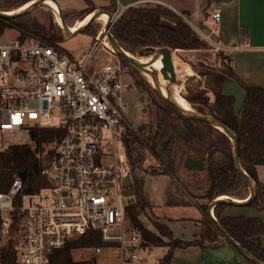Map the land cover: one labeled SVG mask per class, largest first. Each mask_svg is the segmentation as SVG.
<instances>
[{"label":"built area","instance_id":"2783aa9c","mask_svg":"<svg viewBox=\"0 0 264 264\" xmlns=\"http://www.w3.org/2000/svg\"><path fill=\"white\" fill-rule=\"evenodd\" d=\"M112 15L113 22L118 13ZM212 19L218 20L219 12ZM5 29L0 31V152L22 144L13 140L17 132L62 131L60 140L45 148L53 150L40 169L47 187L23 195L17 204L20 178L0 191V232H10L14 215L19 216L12 244L18 264H44L69 238L89 230L106 243L93 247L94 255L107 251L121 264L136 258L141 239L126 225L130 201L122 184L131 169L121 99L127 65L107 46L102 26L90 47L76 55L36 38L6 40Z\"/></svg>","mask_w":264,"mask_h":264},{"label":"trees","instance_id":"16d2710c","mask_svg":"<svg viewBox=\"0 0 264 264\" xmlns=\"http://www.w3.org/2000/svg\"><path fill=\"white\" fill-rule=\"evenodd\" d=\"M11 1H20V5L26 2V0H0V7ZM109 7L104 9L109 10ZM162 17L173 18L175 25L164 24L161 21ZM5 26L13 27L21 38H36L48 44L54 43L50 30L42 29L29 18L28 13L9 19L1 18L0 31ZM88 26L83 32L88 29ZM110 32L128 51L140 48L153 50L167 46L181 50L206 49L213 52L215 57L225 54L221 50H212L204 39L195 38L192 27L181 16L161 5L130 6L122 10L112 22ZM119 58L123 64H128L125 59ZM225 59L226 57L223 61L225 69L223 67L224 70L213 71L217 82V86L213 88V102L209 103V98L200 94L189 93L186 99L191 103L198 102L206 106L208 114L219 119L235 133L240 163L257 187L256 196L247 205L264 211V183L259 182L256 177V166L264 164V87H250L241 84L230 64V58L228 57L229 63ZM225 78L234 79L245 94L244 102L237 114L232 110L233 98L220 93V84ZM163 102L164 105L157 106L152 123L141 125L137 130L128 128L124 137L132 177V195L129 196L130 202L126 208V217L130 222L129 228L139 235L140 245L167 247V251L158 264H170L176 248L189 245H197L200 248L216 247L225 241L207 216V205L217 196L239 197L243 195L245 197L248 186L242 175L234 168L231 142L224 133L204 121L178 115L167 101L163 100ZM196 108L198 112L204 113L201 106ZM61 136V129L33 127L29 131V137L34 145L31 143L13 144L7 150L0 152V191H6L15 177L20 178L23 187L15 198V204H17L23 195L37 193L47 187L48 182L40 175V169L43 160L50 159L53 150L45 151V148L51 143H57ZM181 142L185 145L184 150L190 149L192 144L207 142L206 157L205 160L203 159L206 173L203 197L207 203L199 206L204 214V227L199 239L195 241L175 239L172 243H164V236L168 239L172 238L171 231L167 227L157 225L155 228L158 233H154L143 224L139 217L140 214H144L145 208H148L150 203L143 191L144 177H138L135 169L139 168L141 162L144 161V152H148L158 160V171L153 169L148 173L151 175L164 174L170 179L174 178L177 145ZM186 155L200 157L201 154L193 155L187 151L184 157ZM227 206L230 204L218 203L214 206L213 214L216 220L233 239L264 263V248L259 242V236L264 234L263 222L256 217L223 215V210ZM18 220L19 216L15 214L11 225L12 233L18 229ZM12 244L13 239H8L7 243L0 248V264H18ZM104 245L106 243L101 240L99 232L89 230L69 238L63 247L47 256L44 264H96V259L93 257L74 260L72 252L79 248ZM243 259L248 264H253L245 257Z\"/></svg>","mask_w":264,"mask_h":264},{"label":"crops","instance_id":"0c3cea01","mask_svg":"<svg viewBox=\"0 0 264 264\" xmlns=\"http://www.w3.org/2000/svg\"><path fill=\"white\" fill-rule=\"evenodd\" d=\"M25 1V0H21ZM31 0H26L25 3ZM62 10L78 13V19L70 26L74 28L89 12L98 8L108 7L115 3L117 10L122 11L130 6H155L161 5L181 16L193 30L195 38L205 39L209 44H216L230 58V64L241 84L250 87H264V0H57ZM24 3V4H25ZM21 4L20 6H22ZM18 6V7H20ZM91 9V10H90ZM219 12V19L214 21L212 13ZM164 24L174 26L175 20L162 17ZM14 35L18 32L5 26ZM90 37V43L93 39ZM207 37V39L205 38ZM60 43L59 46L66 53H70ZM106 55L101 56L104 62ZM148 175V174H146ZM164 175V174H162ZM146 176H144L145 178ZM256 177L264 183V164L256 166ZM160 187L143 191L152 208L164 217V223L171 231L174 238L189 240L200 233L198 224L203 212L196 205H187L173 200L172 204L166 203L170 177L163 176ZM172 194V193H171ZM228 196V195H222ZM231 197V196H229ZM173 198V197H172ZM232 199L238 197H231ZM242 201L245 197H239ZM182 200V199H181ZM170 209L181 210L183 213L170 215ZM169 210V211H170ZM223 215L245 216L259 218L264 224V211H259L249 205H230L223 210ZM259 242L264 248V234L259 236ZM147 247V246H144ZM178 259L181 261L178 262ZM170 264H248L246 260L230 245L222 241L216 247L200 248L189 245L174 250Z\"/></svg>","mask_w":264,"mask_h":264},{"label":"rangeland","instance_id":"374dc122","mask_svg":"<svg viewBox=\"0 0 264 264\" xmlns=\"http://www.w3.org/2000/svg\"><path fill=\"white\" fill-rule=\"evenodd\" d=\"M20 6V1H11L3 4L0 7V11H13ZM110 12H117L118 14L121 12L117 10L116 5L112 2L109 5ZM108 10V11H109ZM63 15L65 14V21L67 25L72 26L76 20L79 18L78 13H70L62 10ZM29 18L34 20L42 29L50 30L52 33V39L54 43H60L65 49L70 51L72 54H80L85 52L90 47V37L95 36L97 31L101 27L102 19L93 20L88 29L85 32H78L75 35L67 36L60 27V20L58 23L55 21L54 12L44 4L37 6L35 9L28 13ZM16 33V32H14ZM14 33H11L10 30H6L4 34V39L11 37ZM7 40V39H6ZM58 44V45H60ZM172 49V48H171ZM126 50V49H125ZM128 51V50H126ZM153 52L155 49L152 50ZM130 54L134 55L136 58L140 59V55H138V49L134 51H128ZM172 52L178 58V61L181 64H188L193 70V74L184 79V81H178L175 79L173 83L175 87V91L178 95L183 97L181 93H189L191 94H200L202 96H206L209 98L208 102L211 103L214 100L213 88L217 86V82L213 76V71H220L223 69L225 60L228 62V55L224 54L220 57L214 56L209 50L200 49V50H181V49H172ZM118 57V56H117ZM119 58V57H118ZM128 74L129 76L124 77L123 82L126 83L125 88L121 91V99L125 103L123 107V114L126 121L129 124V129L137 130V128L141 125H148L152 123L154 120V116L157 110V106L164 105L163 99L159 96V94L155 91L154 88L156 86L149 84L139 73L137 67L127 64ZM225 69V67H224ZM223 69V70H224ZM162 77V76H161ZM165 84L167 83V77H165ZM173 87V86H172ZM161 93H164V90L159 87ZM189 104L191 110L198 112L196 107H202L204 114H208V110L206 106L195 102H189L186 97H183ZM200 113V112H199ZM13 140L21 143H31L30 137L26 131L17 132L13 136ZM207 146V142L201 144H192L191 148L188 150L185 149V145L181 142L177 145V153L175 156V168H174V178H172L168 185V196L166 198V203L172 204L175 199L176 202L183 201L184 198L187 199L185 202L187 205H196L200 206L201 204L207 203L206 199L203 197L204 195V187L206 186V173L204 167L200 170L198 169H188L183 165L184 153L189 151L193 155L201 154L205 160V147ZM176 149V148H175ZM203 154V155H202ZM144 161L141 162L139 168L135 169V174L138 177H144V186L147 189H152L153 187H160V184L163 182L164 178L162 174L151 175L150 172L153 169L157 170L158 160L153 158L148 152H144ZM215 157H217L215 155ZM149 172V173H148ZM157 173V172H156ZM148 174V175H146ZM172 193V194H171ZM248 194V188H247ZM173 197V198H172ZM239 197H243L239 196ZM238 197V198H239ZM182 199V200H181ZM130 200V198H129ZM170 209L166 208V211L170 213L171 216L173 214L183 213L181 210H173L171 212ZM143 222V224L153 231L154 233H158L155 226L159 225L161 227H167L164 223V217L158 213L157 210L152 208L150 205L148 208H145L144 214H140L139 216ZM203 221L204 214H202L199 219L200 233L193 239L183 240L180 238H174L172 235L171 239L167 237H163L164 243H172L175 239H180L182 241H195L199 239L201 231L203 229ZM129 220L126 217V225L129 227ZM14 233L11 231L0 232V242L4 246L8 239H13ZM93 247L88 248H79L75 249L72 252V258L74 260H81L86 258H95L96 264H121L120 260L107 251H103L102 254L94 255ZM167 251V247L161 246H147L144 247L141 245L136 251V258L132 260H125L123 264H158L159 260ZM181 259H178V262Z\"/></svg>","mask_w":264,"mask_h":264},{"label":"water","instance_id":"95a60500","mask_svg":"<svg viewBox=\"0 0 264 264\" xmlns=\"http://www.w3.org/2000/svg\"><path fill=\"white\" fill-rule=\"evenodd\" d=\"M58 8V14L60 16V27L63 30V32L67 36H72L75 35L78 32H83V30L93 21L95 20L101 13H105L107 15L108 21L105 25V30H106V36L108 39V42L112 46V49L114 53L118 57H122L125 59L128 63L135 67H145L150 71V74L152 76V79L156 85L155 91L159 94V96L167 101L175 110V112L188 119H194V120H199V121H204L214 128L218 129L222 133H224L228 139L231 142V147H232V160H233V165L234 168L237 170L238 173L242 175V177L245 179L247 182L248 186V196L242 200V201H236L232 199L229 196H217L214 199H212L206 209L207 216L212 220L214 223L215 227L218 229V231L221 233L223 239L230 243L243 257L248 259L250 262L253 264H264L262 261L258 260L255 256H253L249 251H247L240 243H238L235 239H233L220 225V223L216 220L214 214H213V208L215 205L218 203H227L230 205H247L255 196L257 193V187L254 182V180L247 174V172L243 169L239 157H238V141L235 133L228 128L224 123H222L219 119L215 118L214 116L210 114H204V113H199L191 109H187L183 106H181L174 98L172 91L170 87L173 85L175 82V75L170 67V55L172 53V49L167 47V46H162L158 47L155 49L153 52L150 49H145V48H140L138 49V55L140 56H147V60L139 59L136 58L134 55L130 54L128 51H126L119 43L118 41L112 36L110 32V27L112 25V12L104 9V8H98L94 9L88 14H90L89 18L87 21L83 24L77 27L75 30H71L70 26L67 25L62 9L58 4L57 0H53ZM31 3L18 10V11H0V18L2 19H9L12 17L20 16L29 13L33 9H35L37 6L44 4V0H31ZM153 54H156L155 57ZM159 59L162 66L166 69H168L171 73V78L169 81V84L166 89V95L163 96L159 87H158V81L156 78V74L154 70L152 69L150 63L151 61ZM171 85V86H170ZM220 93L224 96H231L233 98L232 101V110L234 111L235 114L238 113L239 109L241 108L244 99H245V94L243 90L240 88L238 83L231 78H225L221 84H220ZM183 97H186V93H181ZM183 165L188 168V169H202L204 167V160L202 157H192L190 155H186L183 159ZM123 186L125 187L124 193L127 196L132 195V177L131 173H128L126 177L123 179L122 182Z\"/></svg>","mask_w":264,"mask_h":264},{"label":"bare ground","instance_id":"6f19581e","mask_svg":"<svg viewBox=\"0 0 264 264\" xmlns=\"http://www.w3.org/2000/svg\"><path fill=\"white\" fill-rule=\"evenodd\" d=\"M31 2H27L25 4H23L22 6L18 7L17 9L13 10V11H18L26 6H28ZM44 5H47L55 14V21L58 23V20H60V16L58 14V8L55 4V2L53 0H44ZM11 12V11H9ZM90 14H87L85 17L82 18V20L74 27V28H70L71 30H75L77 27H79L80 25H83L87 19L89 18ZM97 19H102L101 21V26L105 27L108 18L107 15L105 13H101ZM107 46L112 49V46L110 45V43L106 40ZM113 50V49H112ZM156 54H153V56L155 57ZM140 59L143 60H147V56H140ZM152 69L154 70L155 74H156V78L158 81V87H161L164 90V93H162L163 96L166 95V89L167 86L169 84L170 78H171V73L168 69L164 68L160 62L159 59L151 61L150 63ZM170 67L175 75V79L178 81H184V79H186L187 77H189L190 75H192L194 72L191 69V67L188 64H181L178 61L177 56L175 55L174 52L171 53L170 55ZM140 75L149 83L152 84L154 86L155 83L152 79V76L150 74V71L148 69H146L145 67H138L137 68ZM162 76V77H161ZM165 77H167V83L165 84ZM171 86V85H170ZM173 86V87H172ZM170 87L171 91H175V87L174 85H172ZM175 100L183 107L190 109L188 102L181 97L180 95H178L176 92L172 93ZM248 196V194L245 196V198ZM236 200H239L238 198H234Z\"/></svg>","mask_w":264,"mask_h":264}]
</instances>
